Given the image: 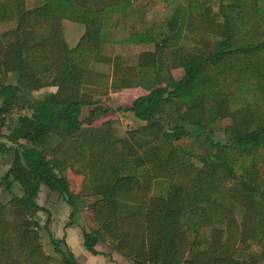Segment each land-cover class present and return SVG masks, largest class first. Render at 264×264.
<instances>
[{
	"label": "trees",
	"instance_id": "1",
	"mask_svg": "<svg viewBox=\"0 0 264 264\" xmlns=\"http://www.w3.org/2000/svg\"><path fill=\"white\" fill-rule=\"evenodd\" d=\"M131 1L0 0V74L16 75L15 85L0 80V156L9 154L0 188L11 195L0 204V264L53 260L34 229L40 228L37 212L48 213L36 201L40 188L61 197L71 219L81 201L58 172L60 152L87 153L89 171L100 179L94 220L122 256L128 255L123 246L134 250L132 264H256L235 243L257 234L264 238V0H184L165 21L146 24L135 46L137 64L127 66L121 52L111 49L123 18L111 16ZM71 27L80 31L74 41L66 35ZM206 33L219 36L208 49L203 38L204 50L181 45L188 36ZM93 62L111 66V76L92 70ZM242 72L258 80L260 90L238 105L230 88ZM98 79L113 89L143 88L146 93L125 110L144 124L124 137L109 128H83L81 105L92 102L80 88ZM51 81L58 92L27 96ZM15 105L29 114L18 115L4 133ZM220 131L225 140L215 139ZM182 138L208 146L205 153L190 151L201 167L186 162L177 143ZM232 152L249 159L239 175L238 161L229 162ZM176 177L180 182H170L165 196L151 195L154 180ZM222 179L231 181L223 199L244 209L240 223L223 199L212 198ZM195 209L199 215L190 217ZM10 213L17 219L8 218ZM217 219L224 220V230ZM49 220L48 215L43 228L60 264H78L64 238L49 232ZM98 238L96 231H83V247L106 255L96 249ZM186 251L190 257L184 260Z\"/></svg>",
	"mask_w": 264,
	"mask_h": 264
},
{
	"label": "rangeland",
	"instance_id": "2",
	"mask_svg": "<svg viewBox=\"0 0 264 264\" xmlns=\"http://www.w3.org/2000/svg\"><path fill=\"white\" fill-rule=\"evenodd\" d=\"M149 1L150 0H132L131 3L126 5L123 9L112 12L111 17L119 16L120 18H123L124 26L122 27L123 30L119 32L116 38H112L111 49L113 52H121L123 56L122 62L127 66H136L137 64L138 50L135 46L138 44V40L142 39L141 35L143 34V30L147 25H149L147 23L165 21L166 16L170 15L172 10H174L177 5L184 2V0H182V2L179 0L177 3L174 1L171 8L164 11L161 5H150L148 4ZM66 35L71 41H74L77 39L76 37L80 35V31L78 32L72 27L67 28ZM218 37V35L210 33H206V35L203 34V36L195 34L184 38L181 41V45L184 48L191 50L193 47H199L201 50H204L206 49V46H202V38L207 40L208 49L213 45L214 41L218 39ZM90 67L94 71L107 74L109 77L111 76L112 67L109 65L101 64L100 62H93ZM0 80L6 84L10 83L15 85L16 75L12 70L5 71L0 74ZM259 84L260 82L253 76L242 72L237 80L232 81V88H230L234 101L238 105L246 101H250L254 97V94L260 90L259 88L257 89ZM56 92H58V86L56 83L51 81L48 84L43 85L41 88L28 93L27 96L36 99L41 98L46 94ZM80 93L92 102L88 105H81L79 119L81 120L83 128H109L112 130L114 136L124 137L127 132L135 130L144 124L136 119L131 112L125 110L134 98L146 93V91L141 87L113 89L111 84L105 82V79H98L95 80V82H91V84L82 85ZM94 107H100L101 110L94 112L91 116L90 111L94 109ZM231 107L234 108V106ZM103 109H108L109 111L104 112L102 111ZM20 114H29V111L19 105H15L11 112L7 115V125L3 128L4 133H8V123ZM214 137L218 140H225L224 131H220L219 133L217 132ZM177 143L184 148L185 153L183 155L185 156L186 162L196 165L197 167H201V163L198 159L195 156L191 157L189 154L190 151L205 153L209 150L208 146H197L191 139L188 138H182ZM232 153L233 154H231V160L229 162L235 166L238 161L239 169L236 167L235 172L239 175L241 173V169L246 166L249 159L246 156H240L235 152ZM72 154L73 152L70 154L60 152L55 156L62 160L58 172L66 179L71 192L81 197V201L78 203V212L76 215L71 219L69 216V205L56 193L50 192L43 186L40 188L36 199L39 206L48 210V213L45 211L37 212L36 218L40 228L38 227L34 229L39 235L40 245L43 252L45 255L51 256L53 259L49 264H60V256L53 252V247L49 242V235L43 228L48 215L50 217L48 225L49 232L53 237L59 239L64 238L65 242L67 241L69 243V246H67L69 249H72L71 251L74 253L78 264H132V261L135 259L134 250L130 251L127 246H123V252L126 251V254L128 255L122 256L120 252L113 248V242L115 240L113 241L94 220V201L100 190L98 172L89 171L87 153L85 155H82L80 152H74V154ZM211 155L213 157H217L216 152H211ZM53 156V154H47V158H51ZM8 161L9 154L0 156V177L8 168ZM260 170L263 175L264 162L261 163ZM170 182L177 184L180 182V177H176L173 180L165 178L154 180L151 186V195L165 196ZM230 183L231 181H228V179H222L218 187V191L212 195V198L215 200L214 202L223 199L221 194L225 195L227 193V188L230 186ZM19 192V188L14 189V194L19 195ZM212 198H210V200L213 202ZM10 199L11 195L9 192L0 188V204H6ZM224 203L228 206V208L232 209L231 213L233 217L237 223H240L244 213V209L240 202L236 201L232 203L230 200H224ZM189 214L190 217L192 215H199L196 209L195 211L193 210L188 213V215ZM6 216L10 219H17L13 213L7 214ZM216 221L219 222V227L224 230L226 226L224 220L217 219ZM90 230L96 231L99 235L96 249L106 255H92L83 247V250L81 249L80 242H82L83 231ZM183 230L184 228L181 229V232H183ZM185 237L193 240L194 235L187 232V234L185 233ZM255 237L256 239L247 240L246 242H241L239 239L235 244L237 247L246 250L249 257L256 261V264H264V238H261V234H257ZM189 257L190 254L186 251L184 254V260ZM179 264L185 263L181 261Z\"/></svg>",
	"mask_w": 264,
	"mask_h": 264
},
{
	"label": "crops",
	"instance_id": "3",
	"mask_svg": "<svg viewBox=\"0 0 264 264\" xmlns=\"http://www.w3.org/2000/svg\"><path fill=\"white\" fill-rule=\"evenodd\" d=\"M155 1V2H154ZM168 2V3H170L168 6H167V9L169 10L170 8H171V6H172V4L174 3V1L177 3L179 0H150L149 2H148V4H150V5H154V4H158V5H161L162 7L164 6V2ZM181 2H182V0H181ZM184 4H185V2H184ZM82 241V240H81ZM66 243H67V245L69 244L67 241H66ZM69 246V245H68ZM80 246H81V249H82V247H83V244H82V242H80ZM84 248V247H83ZM70 250H72V249H70ZM83 250V249H82ZM84 252H86V251H84ZM88 252V251H87ZM73 253V252H72ZM89 253V252H88ZM74 254V253H73ZM93 255V254H92ZM87 256V255H86Z\"/></svg>",
	"mask_w": 264,
	"mask_h": 264
}]
</instances>
